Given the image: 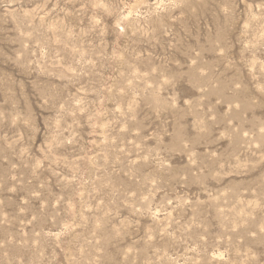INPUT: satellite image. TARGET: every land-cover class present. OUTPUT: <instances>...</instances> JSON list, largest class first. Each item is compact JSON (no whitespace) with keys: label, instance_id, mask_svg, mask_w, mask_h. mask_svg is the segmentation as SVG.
Returning a JSON list of instances; mask_svg holds the SVG:
<instances>
[{"label":"rangeland","instance_id":"1","mask_svg":"<svg viewBox=\"0 0 264 264\" xmlns=\"http://www.w3.org/2000/svg\"><path fill=\"white\" fill-rule=\"evenodd\" d=\"M0 264H264V0H0Z\"/></svg>","mask_w":264,"mask_h":264}]
</instances>
